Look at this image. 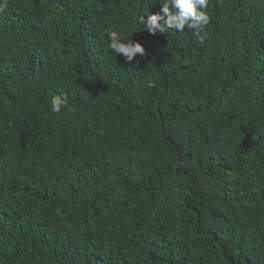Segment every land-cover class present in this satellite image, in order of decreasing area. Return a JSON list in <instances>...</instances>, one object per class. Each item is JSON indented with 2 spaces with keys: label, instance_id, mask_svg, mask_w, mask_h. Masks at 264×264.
<instances>
[{
  "label": "trees",
  "instance_id": "obj_1",
  "mask_svg": "<svg viewBox=\"0 0 264 264\" xmlns=\"http://www.w3.org/2000/svg\"><path fill=\"white\" fill-rule=\"evenodd\" d=\"M162 3L0 0V264H264V0Z\"/></svg>",
  "mask_w": 264,
  "mask_h": 264
},
{
  "label": "clouds",
  "instance_id": "obj_2",
  "mask_svg": "<svg viewBox=\"0 0 264 264\" xmlns=\"http://www.w3.org/2000/svg\"><path fill=\"white\" fill-rule=\"evenodd\" d=\"M209 0H163L160 4V12L139 17V23L144 26V31L155 36L157 33L163 34L166 31H184L185 26L193 30L201 44L207 38L206 26L209 23L207 7ZM4 8L0 7V12ZM108 38V47L114 54H121L125 62H132L137 54L143 56L145 48L141 43L129 40L122 41L121 35L112 29H105ZM62 107H68L66 96L56 95L51 99V111L59 113Z\"/></svg>",
  "mask_w": 264,
  "mask_h": 264
}]
</instances>
